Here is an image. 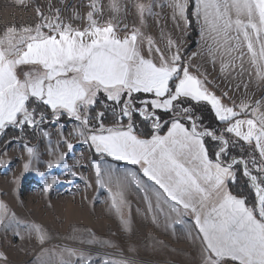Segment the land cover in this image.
<instances>
[{
	"label": "snow or ice",
	"instance_id": "1",
	"mask_svg": "<svg viewBox=\"0 0 264 264\" xmlns=\"http://www.w3.org/2000/svg\"><path fill=\"white\" fill-rule=\"evenodd\" d=\"M132 6L137 10L140 26L133 25L131 29L127 24L121 27L119 21L113 23L115 16L102 21L100 0H89L86 16L73 10L69 21H80L79 26L65 22L61 9L51 5V17L37 6L39 22L34 26H6L0 34V135L10 127L21 132L25 128L40 129L48 120L47 110L53 121L66 114L77 122L73 131L79 142L101 160L111 157L136 166L121 173L114 164L103 171L99 163L93 164L96 183L108 192L111 206L126 230L125 193L134 188L143 193L154 223L158 224L162 216L165 228L175 231L181 226L189 238L199 240V264H264L261 102L254 107L244 101L229 106L223 102L227 92L217 96L209 89L212 82L206 73L200 72L198 66L199 75L190 71L192 57L206 56L214 66L219 61L225 78L232 75L235 79L245 73L251 77L254 71L258 79L264 80V0H168L166 5H158L156 0H135ZM157 6L172 9L177 27L180 21L190 25L189 15L195 17L203 47L192 53L187 62L173 41L169 40L167 50H162L142 30L145 15H155ZM108 9L126 13L127 5L122 0H109ZM101 94L116 106L111 109L117 116L113 126L103 123L104 112L92 116L96 106L104 103ZM190 101L210 105L224 125L223 131L217 134L202 128L193 108L183 106ZM104 107L108 105L104 103ZM159 113L170 115L163 119ZM135 114L151 124L146 138L137 132ZM63 128L61 124L57 149L62 143L71 153L74 144L63 136ZM49 135L43 131L44 137ZM206 137L219 144L214 158L206 147ZM238 141L252 149L248 159L229 158V146ZM7 144L11 145L12 140ZM22 146L29 157L23 165L27 173L34 161L39 162L40 154L26 141H22ZM48 150L52 151L51 141ZM68 153H60L54 162L47 163V168L64 163ZM11 163L0 159V168ZM241 166L254 190L251 203L228 189V182L235 179ZM71 175L75 177L76 172ZM80 179L87 184L83 175ZM58 182L55 176L50 182L45 180L43 190L47 192ZM0 229L11 231L21 240L35 239L41 251L50 252L42 264H132L123 259L94 257L76 248L44 249L51 234L39 223L18 218L3 200ZM72 232L84 235L76 227ZM94 242V238L88 240ZM0 258L6 260L3 253Z\"/></svg>",
	"mask_w": 264,
	"mask_h": 264
},
{
	"label": "rangeland",
	"instance_id": "2",
	"mask_svg": "<svg viewBox=\"0 0 264 264\" xmlns=\"http://www.w3.org/2000/svg\"><path fill=\"white\" fill-rule=\"evenodd\" d=\"M134 2L135 0H122V3L127 5V12L121 10L119 13H114L108 9L109 0H100L107 20L115 16L113 22L119 21L120 24L128 26L140 23L137 10L132 6ZM143 2L148 1L143 0ZM49 5L52 8H60L61 19L73 23L74 26L81 25V22L69 21L73 10L79 11L82 16H86L89 11V0H63V3L61 0H6V4L0 0V7L26 8V16H12V24L15 25L20 23L24 25V20L27 26L38 23L37 6L45 16H53L54 12H49ZM2 17H0L1 22L3 18H8ZM146 19L145 15V21ZM192 108L195 111L198 107ZM51 121H53L52 117L48 118L41 127H47ZM58 121L65 123L68 118H59ZM93 152L89 150L90 168L88 166L83 168L79 164L80 159H76L71 168L72 172H76L75 177L60 174L58 190H49L41 194L35 187L37 183L34 185L30 181H24L16 192L11 193V208L17 213L18 218L39 223L51 234V239L43 245V248L47 250L76 248L94 257L123 259L131 261L132 264H199L200 257L196 254L198 252L200 254V249L197 241L188 237L187 239L190 240L186 249L185 241H181L184 235L180 233L178 227L173 231L171 228H165L164 224L148 223L143 193L138 196L134 188L128 189L125 193L128 201L124 209L125 219L128 221L126 230L120 215L111 206L108 192L97 185L96 169L93 164L99 163L102 171L114 164L121 173L133 167L106 157L103 159L105 162L100 161L98 154L97 157L92 156L95 153ZM81 175L86 178L87 184L85 180L80 179ZM113 191H116L114 185ZM73 227L78 228L84 235L74 234ZM1 233L3 234V229H0V236ZM6 235V238L0 237V253L6 257V260L0 258V264H42L49 259L50 252L41 251L35 239L21 240L14 237L11 231L6 232ZM164 236L167 237L166 240ZM93 238L95 242L88 243V240ZM108 243L112 246H107ZM171 244L177 247L170 248ZM181 245L184 249H181ZM171 251L175 253L169 254Z\"/></svg>",
	"mask_w": 264,
	"mask_h": 264
},
{
	"label": "crops",
	"instance_id": "3",
	"mask_svg": "<svg viewBox=\"0 0 264 264\" xmlns=\"http://www.w3.org/2000/svg\"><path fill=\"white\" fill-rule=\"evenodd\" d=\"M4 4H6V0H3ZM148 1V0H147ZM157 4H164L166 5L168 0H156ZM90 10V9H89ZM155 15L153 16H147V21L145 25L143 26V31L150 35L157 46H159L162 50H167L168 41L171 40L175 43L176 47H178L182 53L184 47L186 46L188 42V30L189 27L185 26L183 21L179 22V27L176 26V23L172 19V9L170 7L164 6L160 7L157 6L154 8ZM15 15L17 17L20 16H26L27 10L23 7H0V17H8L3 18L2 22L0 19V27L3 29H0V34L3 33L6 26L12 24V16ZM195 25L197 28V35L195 44L189 48V50L186 52L184 58L185 61H188L189 57H192V53L198 52L203 47V42L201 40V34H200V28L198 24L196 23L195 17L193 16ZM102 21H107V18L104 16V18H101ZM24 26H27L26 20H24ZM113 22V21H112ZM113 22V23H117ZM87 22H85L86 24ZM3 24V25H2ZM21 25V23H20ZM17 25V26H20ZM128 26L129 29L133 27ZM121 27H123L122 24H120ZM140 26V23L138 25ZM175 51V48L172 49ZM191 64L192 67L190 68V71L193 74L199 75L197 73V66L200 69V72L206 73L208 80L212 83L208 85L209 89L217 96H220L223 92H227V97H224L223 102L225 104H228L229 106H232V103L235 102L237 105L241 103V101H244L245 103L255 106L258 101L261 102V108L260 111L264 112V80L258 79L255 75V72L253 71V74L251 77L247 73L243 77H236L235 79L232 78V75L227 76L225 78V74H222L220 71V63L217 61L215 66L211 63L210 59L208 57H201L196 56L191 58ZM245 67H249L248 63H245ZM234 75V74H233ZM247 85V88H245L244 85ZM214 112V111H213ZM215 114V113H214ZM66 115V114H65ZM63 124V136L66 137L70 142L74 144V150L71 153H68L67 146L65 144H60L59 148L57 149V142L61 140V129L60 125ZM77 122L68 117V121L65 123L59 122V121H51L47 127H40L38 129V135L39 139L37 143L33 146L37 148L38 153L40 154L39 162L34 161L32 164V167L27 173H24L23 171V165L28 161L29 157L27 152L23 149L22 142H13L11 145L6 146L3 150L0 151V159L2 160H11L12 163L7 168H0V200H3L5 203L9 204V206H12V196L11 193L13 191H17L19 186L24 181H30L31 184L37 183L36 189L39 193L43 194L46 193L43 190V184L45 180H48L50 182L51 177L55 176L58 181L60 174L63 175H71V168L75 164L76 159H80V166L85 168L88 166L90 168L91 159L89 149L87 145H84L79 142V137L74 133L73 129L76 127ZM43 131L49 132V137L43 136ZM49 141H51V149L52 151L49 152ZM20 145V146H17ZM30 146V145H29ZM6 151V155L4 154ZM60 153H68L66 157V161L64 163H61L57 167H54L52 169L47 168L48 162H54L57 158V156ZM214 158V156H213ZM105 162V160H101ZM124 164H128L125 161H122ZM82 164V165H81ZM123 164V165H124ZM135 169L136 166L131 165ZM43 174V175H41ZM72 176V175H71ZM15 181V183H13ZM60 182V181H59ZM53 185L49 190H58L60 183ZM48 190V191H49ZM135 190V189H134ZM138 193V196L141 195L140 192L135 190ZM234 195V194H233ZM154 200V197H153ZM145 203L146 208V215L148 217V223H154L152 220V213L147 211V204ZM157 224V223H155ZM158 224H164V218L161 216L159 217V223ZM180 230V233L184 236L181 241H185V247L188 248V241L190 239H187L189 236L187 235V232L181 227L177 226ZM160 232V231H159ZM2 234V233H1ZM160 235V234H158ZM195 235V233H193ZM2 238H6V232L3 230V234L0 236ZM164 239L166 240L167 237L164 236ZM198 247L200 249V242L199 240H196ZM176 245H170V248H176ZM181 249H184V246L181 245ZM191 247V246H190ZM179 248V247H178ZM175 253L171 251L169 254ZM200 257L199 252L196 254ZM199 259V258H197Z\"/></svg>",
	"mask_w": 264,
	"mask_h": 264
},
{
	"label": "trees",
	"instance_id": "4",
	"mask_svg": "<svg viewBox=\"0 0 264 264\" xmlns=\"http://www.w3.org/2000/svg\"><path fill=\"white\" fill-rule=\"evenodd\" d=\"M192 8V4L190 3V11ZM189 19L192 21L190 25H188V42L182 51L183 57L185 56L186 52L195 44L196 35H197V28L195 25V21L193 16L189 15ZM100 100L103 101L108 105L107 108L104 107V103L98 104L96 106L95 112L92 113V116H96L98 112H104L105 115L103 118V123L106 126H113L114 122L117 119V116L113 115L111 109L116 107L113 102L107 101L106 97L103 94L100 95ZM184 107H198L194 112V115L199 117V123L201 124L202 128H207L208 130H215L217 134H220L223 131L224 125L218 121L216 118L213 110L211 109L210 105H206L204 103H197L194 101H190L189 103L183 105ZM43 110V109H42ZM118 111V108H117ZM48 118H51L50 110L46 112ZM162 115L163 119H168L169 115H164L163 113H159ZM60 118L65 119L68 118L67 115H63ZM134 119L137 125V132L138 134L142 135L143 137H147L151 133V124L148 121H144L142 117L138 114L134 115ZM127 123V119L124 120ZM41 126H44L41 125ZM38 129L32 128H25L23 132L15 128H7L5 129L4 133L0 135V151L3 150L6 146H8L7 142L12 140V142H22L26 141L29 145H34L38 140L37 132ZM15 138V139H14ZM233 140H236L235 137H232ZM206 147L209 150V154L214 156V153L218 150L219 144L217 141H213L210 137L205 138ZM94 153V152H93ZM252 153V149L249 145L244 143L243 141H238L235 145L229 146V158L236 157L240 158L243 156L245 159H248ZM258 155V154H257ZM92 156L97 157V154H92ZM108 159H112L111 157H106ZM113 160V159H112ZM116 161V160H115ZM122 162V161H118ZM228 189L229 191L237 195L238 197H246L248 202L251 203L254 198V190L251 188V183L243 173V167L241 166L235 174V179L230 180L228 182Z\"/></svg>",
	"mask_w": 264,
	"mask_h": 264
}]
</instances>
